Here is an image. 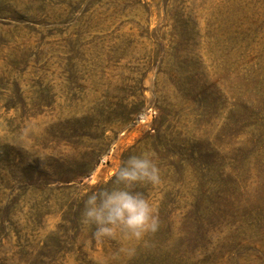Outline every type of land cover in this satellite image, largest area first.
I'll return each instance as SVG.
<instances>
[{"label": "rangeland", "instance_id": "1", "mask_svg": "<svg viewBox=\"0 0 264 264\" xmlns=\"http://www.w3.org/2000/svg\"><path fill=\"white\" fill-rule=\"evenodd\" d=\"M141 153L159 228L112 260L85 194ZM91 255L264 264V0H0V264Z\"/></svg>", "mask_w": 264, "mask_h": 264}, {"label": "clouds", "instance_id": "2", "mask_svg": "<svg viewBox=\"0 0 264 264\" xmlns=\"http://www.w3.org/2000/svg\"><path fill=\"white\" fill-rule=\"evenodd\" d=\"M40 132L35 120L26 122L20 133L22 146L30 142L32 135ZM113 187L85 194L81 223L94 226V238L115 241L119 247L111 259L118 260L128 252V245L140 242L159 228V217L155 206L145 196L135 191L138 185L161 184L160 169L150 153L132 155L113 171ZM93 264H108L100 255H91Z\"/></svg>", "mask_w": 264, "mask_h": 264}, {"label": "trees", "instance_id": "3", "mask_svg": "<svg viewBox=\"0 0 264 264\" xmlns=\"http://www.w3.org/2000/svg\"><path fill=\"white\" fill-rule=\"evenodd\" d=\"M111 180H113V177H112ZM134 253H135V255H139V256L141 255V254H139L140 252H138V251H135ZM139 256H138V257H139Z\"/></svg>", "mask_w": 264, "mask_h": 264}]
</instances>
